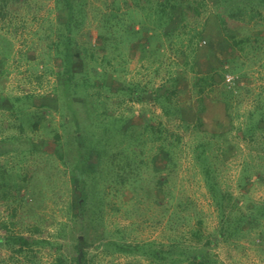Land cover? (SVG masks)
I'll list each match as a JSON object with an SVG mask.
<instances>
[{"label":"rangeland","instance_id":"374dc122","mask_svg":"<svg viewBox=\"0 0 264 264\" xmlns=\"http://www.w3.org/2000/svg\"><path fill=\"white\" fill-rule=\"evenodd\" d=\"M134 1L88 0L76 40L88 49L89 69L97 64L101 70L102 59H111L101 80L112 86L84 90L75 76L66 95L55 54L63 17L55 0H0V235L6 223L10 232L41 240L23 252L0 242V264H77L78 238L80 264H201L119 245L163 247L174 258L202 249L216 264H264V218L236 235L219 232L229 209L248 211L264 200V131L256 130L255 140L237 131L264 98V0H204L199 14L191 3L180 7L175 19L187 23L185 45L174 36L179 28L168 36L160 28L144 48L137 46L146 41L137 21L143 1ZM107 14L114 15L112 34L102 44ZM230 35L250 42L240 49ZM182 71L172 99L186 109L189 124L174 109L166 115L152 98L156 87ZM209 72L216 83L200 94V112L194 82L204 83ZM124 82L139 91L117 90ZM223 82L237 87L228 97L229 114ZM204 141L227 198L224 212L194 157ZM48 144L59 145L61 156ZM90 148L100 151L95 172L78 164ZM78 172L86 198L74 215L70 178Z\"/></svg>","mask_w":264,"mask_h":264},{"label":"trees","instance_id":"16d2710c","mask_svg":"<svg viewBox=\"0 0 264 264\" xmlns=\"http://www.w3.org/2000/svg\"><path fill=\"white\" fill-rule=\"evenodd\" d=\"M143 2L139 3V0H135L141 7V10H144L143 17H139L137 19L138 22L141 23L140 29L143 30V34L146 36V41L143 43H137V46L140 48H144L145 43L149 44L151 36L153 33L160 28H164L162 34L165 36L171 35L174 33L176 28L179 32H175L174 36L180 38V44L185 45L183 33H185V29L187 27V23L181 24L182 16H179V21L176 22L175 14L181 12L180 7H184L190 4L194 11L199 14V5L200 3L203 4L204 0H142ZM56 5L60 8L62 12V18L60 19L59 23V32H58V40L55 43V54L56 56L60 57L62 60V64L60 67L59 74L62 75V84H63V91H65L66 95H68L69 85L73 82V78L75 76L79 81H81V86L84 90H88L91 87H105L109 88L112 85L104 83V76L108 73L107 65L111 64V59H107L104 57L102 59V69L97 70V64L90 67H87L85 62L87 60V47L78 43L76 40V35L80 32L82 25L84 23V18L86 16L85 5L88 0H55ZM245 2V1H244ZM249 2H252L249 0ZM221 6V5H220ZM237 8H239L238 3H236ZM176 9L178 10L176 12ZM126 12V11H125ZM230 13V12H229ZM216 15L221 18L220 11H216ZM231 15V13H230ZM103 27L106 29L103 31L101 30V38L102 44L103 43H110L109 34L111 33V26L112 18L114 15H103ZM176 23V25H175ZM126 25V24H125ZM123 25V27L125 26ZM132 26H125L124 29L130 30ZM134 30V29H132ZM199 35L201 31H198ZM181 34V35H180ZM183 34V35H182ZM127 36V35H126ZM112 39V38H111ZM191 39V38H189ZM187 39L188 41H190ZM186 42L188 47L191 46V41ZM228 41L232 46H238L240 49L244 48V44H248L250 42L249 37H235L233 35L228 36ZM112 42V41H111ZM134 45V43H133ZM192 54L196 51L195 48L191 47ZM182 52L185 53V50L181 49ZM189 55H185L187 58ZM104 63V64H103ZM195 63L191 64V67ZM193 68V67H192ZM116 68H112V74L115 72ZM92 71V75H89V72ZM182 72H177L173 79L167 78L164 83L153 91L155 94L157 91H160L155 96H152L155 100H157L166 115L170 113L172 109L175 110L177 116L181 118L183 122L188 123L187 117L185 116L186 109L184 110L181 108L178 103L174 102L172 99L173 95L177 94V80L180 77ZM113 76V75H111ZM100 80L97 82V80ZM103 79V80H101ZM204 83L201 84L200 79H196L194 82V87L196 94L199 96L197 97V101H199L200 107L199 111L202 112L205 105L203 101V96L200 95L205 88L206 85L215 84L216 81L214 79L213 74L207 73L203 79ZM236 86H237V80ZM138 86H131L128 83H123L117 87V90L128 92L129 94H134L138 92ZM238 87V86H237ZM235 86H231L226 82H223L220 85V88L224 90L225 96L222 98L224 102V110L226 114H229V99L231 94H233L234 90L237 89ZM163 89L162 91L160 89ZM16 100H20V97H16ZM264 98L261 103V107L250 109L247 113L246 121L242 122L239 126H237V131L240 133L242 138L248 140H255V133L256 130H263L264 131ZM13 109V108H11ZM200 117H198L199 119ZM186 124V125H187ZM33 128L37 126V122L33 121L32 123ZM51 152L56 153L57 155L61 156V147L57 144H48L46 146ZM210 144L206 141L199 143L194 151V157L197 160V163L201 166V171L203 173L205 184L207 185L208 189L211 191V195L214 199L217 209L221 210L225 206V202L227 200L225 194L221 191L219 183L216 179L214 167L211 164L209 157V149ZM100 159V151L96 148H90L85 152H81L78 158V164L82 166V168H86L91 172H95L98 169ZM83 168V169H84ZM71 184V193H70V208L74 215H79L80 209L85 201L86 194L83 188V178L82 175L78 172L71 176L70 178ZM224 212L223 210H221ZM235 212V213H234ZM233 214V215H232ZM230 215V217H229ZM222 218V217H221ZM264 218V200L258 203H254L250 206L248 211H234L233 209H229L224 216L223 225L221 226L219 232L221 236H232L236 235L239 231L246 228L248 225L258 221L259 219ZM222 220V219H221ZM5 229V233L0 235V242H4L7 245L13 247V250L17 252H23L25 247L29 248L35 242H41L36 237L26 236L22 233H13L8 230V225L6 223H2L1 225ZM79 245L81 246L79 255L77 256V264H80L81 255H82V244L81 238H78ZM123 251L129 252L133 250H141L144 253L150 254L153 258L157 259H167L170 258V262L180 261L182 259H186L189 257H193L200 261L201 264H216L214 258L209 256V254L204 250L199 251H182L180 254L181 257H172V252L169 249H163V247H152L150 246L149 249L144 247H132L131 245H124L118 246ZM178 254V252H177ZM177 256V255H176Z\"/></svg>","mask_w":264,"mask_h":264},{"label":"built area","instance_id":"2783aa9c","mask_svg":"<svg viewBox=\"0 0 264 264\" xmlns=\"http://www.w3.org/2000/svg\"><path fill=\"white\" fill-rule=\"evenodd\" d=\"M227 80H230L231 79V76L230 75H227V78H226Z\"/></svg>","mask_w":264,"mask_h":264}]
</instances>
